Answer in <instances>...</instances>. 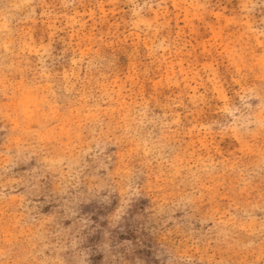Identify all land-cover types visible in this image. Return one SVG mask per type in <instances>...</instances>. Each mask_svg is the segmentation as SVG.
Instances as JSON below:
<instances>
[{
  "label": "rangeland",
  "instance_id": "1",
  "mask_svg": "<svg viewBox=\"0 0 264 264\" xmlns=\"http://www.w3.org/2000/svg\"><path fill=\"white\" fill-rule=\"evenodd\" d=\"M0 264H264V0H0Z\"/></svg>",
  "mask_w": 264,
  "mask_h": 264
}]
</instances>
